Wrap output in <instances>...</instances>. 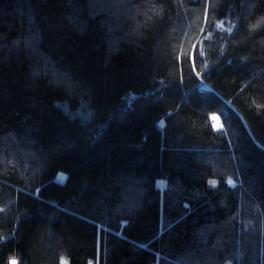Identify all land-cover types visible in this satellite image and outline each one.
<instances>
[{"label": "trees", "instance_id": "trees-1", "mask_svg": "<svg viewBox=\"0 0 264 264\" xmlns=\"http://www.w3.org/2000/svg\"><path fill=\"white\" fill-rule=\"evenodd\" d=\"M225 263L264 264V0H0V264Z\"/></svg>", "mask_w": 264, "mask_h": 264}, {"label": "rangeland", "instance_id": "rangeland-1", "mask_svg": "<svg viewBox=\"0 0 264 264\" xmlns=\"http://www.w3.org/2000/svg\"><path fill=\"white\" fill-rule=\"evenodd\" d=\"M206 13H207V11H206ZM206 13H205V15H206ZM203 17H204V14H203ZM220 26H222V24L220 25ZM218 28H220V27H217V32H221L222 30H224V29H222V30H220V29H218ZM217 32H215V33H211V34H207L206 36H205V38H202V41L200 42V44H199V48H198V50L200 49L201 51L203 50V44L204 43H214L213 41H215V38L217 37ZM201 54H203V53H200V55ZM214 117H216V116H214ZM217 118V117H216ZM212 123H213V125L214 126H216V127H220V124H219V121H218V118L217 119H213L212 118ZM64 178V176H62V174H60L59 176H58V180H61V179H63ZM231 184H233V183H230V185ZM159 188L160 189H162V184L161 183H159ZM225 264H230V263H225Z\"/></svg>", "mask_w": 264, "mask_h": 264}, {"label": "snow or ice", "instance_id": "snow-or-ice-1", "mask_svg": "<svg viewBox=\"0 0 264 264\" xmlns=\"http://www.w3.org/2000/svg\"><path fill=\"white\" fill-rule=\"evenodd\" d=\"M196 75H197V76H199V75H200V73H199V72H197V73H196ZM213 119L215 120V119H217V118H216V117H213Z\"/></svg>", "mask_w": 264, "mask_h": 264}]
</instances>
